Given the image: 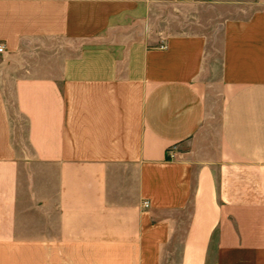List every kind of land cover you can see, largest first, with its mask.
<instances>
[{
  "label": "crops",
  "instance_id": "1",
  "mask_svg": "<svg viewBox=\"0 0 264 264\" xmlns=\"http://www.w3.org/2000/svg\"><path fill=\"white\" fill-rule=\"evenodd\" d=\"M0 40V264H264V0H0Z\"/></svg>",
  "mask_w": 264,
  "mask_h": 264
},
{
  "label": "built area",
  "instance_id": "2",
  "mask_svg": "<svg viewBox=\"0 0 264 264\" xmlns=\"http://www.w3.org/2000/svg\"><path fill=\"white\" fill-rule=\"evenodd\" d=\"M163 47V46H162ZM6 50L5 48V44L3 41L0 40V53H3L4 51ZM168 156L169 158H172L174 156L172 150H169L168 152ZM143 206L147 207L148 206V202L147 201H144L143 202Z\"/></svg>",
  "mask_w": 264,
  "mask_h": 264
},
{
  "label": "rangeland",
  "instance_id": "3",
  "mask_svg": "<svg viewBox=\"0 0 264 264\" xmlns=\"http://www.w3.org/2000/svg\"><path fill=\"white\" fill-rule=\"evenodd\" d=\"M250 2L252 1V0H249ZM255 1H258V0H255ZM263 1V0H262Z\"/></svg>",
  "mask_w": 264,
  "mask_h": 264
}]
</instances>
